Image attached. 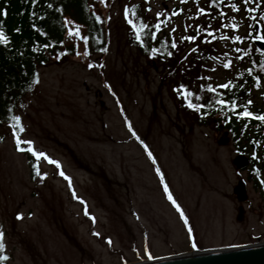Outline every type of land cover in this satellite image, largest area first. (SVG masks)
Wrapping results in <instances>:
<instances>
[{
  "label": "rangeland",
  "instance_id": "obj_1",
  "mask_svg": "<svg viewBox=\"0 0 264 264\" xmlns=\"http://www.w3.org/2000/svg\"><path fill=\"white\" fill-rule=\"evenodd\" d=\"M139 3L147 20L156 21L157 12L162 20L171 16L165 31L175 27L171 34L179 55L172 65L144 55L129 41L134 31L124 7L137 23L131 8ZM231 3L240 11L227 6L228 18L214 21L207 0H92L104 19L108 51L88 56L82 54L85 28L66 18L73 34L63 49L75 43L80 55L43 66L39 83L18 108L25 131L17 134L46 154L38 158L41 173H47L43 179L31 176L26 156L15 149L16 130L0 125V230L7 264H135L195 248L264 242V199L248 163H236L240 152L230 131L200 121L198 111L187 107L183 90L174 91L183 84L192 103L201 104L208 85L238 75L242 63L235 49L240 44L220 37L264 28L258 22L264 3L253 13L247 8L256 7L255 0L247 6L243 0ZM197 7L207 15H199ZM233 17L237 29L231 28ZM197 25L196 41H181L196 34ZM205 28L218 38L204 43ZM228 60L232 65L226 69ZM263 95L261 84L253 97L262 101ZM156 168L187 223L167 199ZM60 171L71 178V188Z\"/></svg>",
  "mask_w": 264,
  "mask_h": 264
},
{
  "label": "trees",
  "instance_id": "obj_2",
  "mask_svg": "<svg viewBox=\"0 0 264 264\" xmlns=\"http://www.w3.org/2000/svg\"><path fill=\"white\" fill-rule=\"evenodd\" d=\"M233 1L235 0H224L223 3L210 6V0H207L210 19L214 21L220 18L227 19L229 14L226 13V8ZM49 3L52 5L51 8L48 7ZM135 6L138 15L137 24L141 21L149 25L157 22L146 19L142 14L140 3ZM0 9L6 10L8 13L6 17H0V19L4 22L5 34L10 38L9 46L0 44V125L12 126L14 121L11 117L18 115L19 105L34 90L37 84L33 81L40 80V69L55 58L61 61L65 56L77 53V44L75 43L63 49L69 35L65 24L66 18H70L85 28L84 36L88 38L89 55L102 54L99 51L100 47H107L108 43L104 19L93 9L92 0H39L35 5L31 4L29 0H0ZM33 12H35V16L32 15ZM220 12H224L226 15L221 17ZM97 16L100 17L99 21L96 19ZM17 29L19 31H16ZM219 31L221 32L220 28ZM41 32L47 33V35H42ZM213 34L218 38L216 32ZM256 36H264V28H255L245 33L242 36L243 42H238L239 46L246 50L247 55L238 53V56H244L243 59H239L242 63L241 70L237 73L238 75L225 82L231 81L232 87L223 89L219 87V84L212 86L215 91L207 90L208 93L204 94L201 103L204 107L198 113L200 121L212 123L230 131L236 149L250 157L251 178L254 179V185L259 188L264 197V183H261L264 180V125L251 118H237L238 112L243 110V105L248 100L253 102L249 106L251 112L264 115V95L262 101L253 97V90L264 84V72L260 69V64L264 62V55H262L264 50L256 45ZM134 37L135 33L130 34L129 41L133 46L148 57L160 59L163 65H172V62L179 57L178 47L171 48L173 34L170 35L169 32H166L164 26L161 31L157 32L155 40H151L148 36H142V39L146 41L145 47H141ZM60 41L63 43L61 44ZM45 44L50 46L44 47ZM152 47L159 49L156 55L151 54ZM168 51H171L173 55L168 56ZM62 52L65 54L58 58ZM170 68L172 73V66ZM249 69H251V75H249ZM257 76L260 77L259 81L255 80ZM217 99L229 101V105L231 101H235L237 108L233 111L228 105L216 104ZM245 124L249 127L244 128ZM17 131L19 132L18 129ZM256 141L259 143H255ZM28 147L21 144L18 149L15 142V148L24 153L31 176L35 178L37 176L35 168L37 165L39 166V161L38 157L27 150ZM253 152L256 153V159L253 158ZM257 168L260 169L259 177L253 171ZM0 255L6 254L2 251ZM0 264H7V261H0Z\"/></svg>",
  "mask_w": 264,
  "mask_h": 264
},
{
  "label": "snow or ice",
  "instance_id": "obj_3",
  "mask_svg": "<svg viewBox=\"0 0 264 264\" xmlns=\"http://www.w3.org/2000/svg\"><path fill=\"white\" fill-rule=\"evenodd\" d=\"M29 2L31 4H33V5H35V4H38L39 0H29ZM101 2H103V0H101ZM180 2L182 4H186V3H188V0H180ZM196 2L198 3V0H196ZM223 2H224V0H210V6H215L217 3H223ZM252 2H253V0H243V4L245 6L249 5ZM255 2H256V7H248L247 8V11L249 13L257 12L258 9L260 8L261 3H264V0H255ZM48 7L51 8L52 5L49 3ZM228 7L234 12L238 13L240 11V7H239V5L237 3H231V4L228 5ZM196 11H197V13L199 15H207V10L204 7H197ZM7 15H8V13H7L6 10L0 9V17H6ZM32 15L35 16L36 15L35 12H33ZM171 15L172 16H176V15H179V13L178 12H173ZM219 15L221 17H224L226 14L224 12H220ZM131 16L132 17H136L137 16L136 6H132V8H131ZM161 16H162V13H160V12L156 13V21L157 22L155 24H153V25H149L148 23H145L143 21H141L139 24H137V23H135V21L132 18L129 17V6L125 5V7H124V17H125L127 23L129 25H131L132 30L135 33V37L134 38H135V40L138 42V44L141 47H145L146 46V41L144 39H142V36H148L151 40H155L157 38V32L161 31L162 26H167V24L170 22L171 16L167 20H162ZM96 19H97V21H99L100 17L97 16ZM108 19L110 20L111 17H109ZM232 20H233V22L231 23V28H233V29L239 28V24L235 22V17H233ZM258 22H264V11H259ZM65 24H67V20L66 19H65ZM221 26L222 27H227L228 25H221ZM33 27H35V25H33ZM149 29H155V30L154 31H146V30H149ZM16 31H19V29H17ZM68 31H69V35L73 34L72 29H69ZM175 31H176L175 27H172L169 34L171 35V33H174ZM203 31L207 33V35L203 37V42L204 43H210L211 42L209 40V37H212V39H216V37L214 36L213 32L208 31L207 28L203 29ZM200 32H201V28H200L199 25H197L196 34L188 35V36H181L180 39H181V41H188L189 43H192V42L196 41L197 35H199ZM41 34L42 35H47V33H44V32H41ZM80 34H81L80 33V29L77 28L75 30V35H80ZM82 39H83V42H84V51H83L82 54L84 56H88L89 55L88 47H87L88 46V38L86 36H84V37H82ZM220 39L225 40V41L229 40V39H232L234 41L243 42L244 38L239 36V35H235V36H231V37L228 36V35H224V36H221ZM256 39H264V36H256ZM60 43L62 44L63 41H60ZM0 44H2L4 46H9L10 45V38H9L8 35L5 34L4 22H3L2 19H0ZM49 46L50 45H48V44L44 45V47H49ZM177 47H178L177 41L175 39H173L171 41V48L172 49H176ZM33 50L35 51L36 49H33ZM197 50H198L197 48H191L190 49V51L193 52V53L197 52ZM99 51L102 52V53L103 52H107L108 48L102 46V47H100ZM158 51H159V49H157L155 47H152L150 49V52H151L152 55H156ZM235 51L237 53H244L245 55H247V52H246L245 49L237 47L235 49ZM64 54L65 53H63V52L60 53L58 55V58H59V56L64 55ZM77 54L80 55V53H77ZM167 55L168 56H172L173 53L171 51H168ZM262 55H264V53H262ZM243 58H244V56H237V59H243ZM185 59H187V57H185ZM231 65H232V61L228 60L227 62H225L223 64V67L227 69ZM96 66L97 65L88 64L89 68H93V67H96ZM99 67L103 68L104 65L101 64V65H99ZM260 69H261L262 72H264V62H262L260 64ZM213 71H215V69H213ZM248 72H249V75H251V69H249ZM208 79H210V77H208ZM255 80L259 81L260 77L259 76L255 77ZM33 83L38 84L39 80L36 79V80L33 81ZM219 87L223 88V89H230L232 87V82L229 81L227 83L221 84V85H219ZM181 90H183V94H184V97L186 99L188 108L194 109L196 111H199L201 108L204 107L203 104H194V103H192V101L190 99V97L192 96V93L187 90V86L181 84V85L178 86V88L174 89V91H176L177 93H180ZM207 90L209 92H214L215 91V89L212 87V85H208L207 86ZM197 99H199V97H197ZM215 103L219 104V105H228V106L231 107V109L233 111H235V109L237 108V104H236L235 101H231V103L229 105V101H226L224 99H217L215 101ZM252 103L253 102L251 100H248L247 103L245 105H243V110L238 112L237 118L238 119L239 118H251V119H254L256 121H259L261 125H264V115H262V114H254L253 112H251L249 110V106ZM21 107H23V105H21ZM11 119L14 121V123L12 125V128L13 129H18L20 133H23L25 131V128L21 124V119H22L21 116L14 115V116L11 117ZM243 127L247 128V127H249V125L245 124V125H243ZM128 128L132 132V135L135 136L137 139H139V137L136 135V133L134 131H132V125L130 123L128 124ZM13 137L16 140V144H17L18 149H19L21 143H24V144L29 145V146H31L33 144V142L30 141V140L22 141L20 136L15 131L13 132ZM255 143L258 144L259 141H256ZM144 147H145V150L148 152L149 158L152 160L153 164H155L156 161H155V158H154L152 152L148 151L147 145H144ZM27 150L29 152H32V154L34 156L38 157V158H41V157L47 158L45 153L36 151L32 147H28ZM253 158L254 159L257 158L255 152H253ZM49 162L50 163H55V164H57V167H59L58 162L51 161V160ZM35 171H36L37 176L40 177L41 179H43L47 175V173H41L38 165L36 166ZM253 171L258 177L260 176V169L257 168V169H254ZM156 173H157L158 176H160L161 183L163 184V190H164V192H165V194L167 196V199L169 201H171V203L176 207L177 211L180 212L181 217L184 218L185 223H187V218L184 217V213H183L180 205L174 199L173 194L171 193V191L169 189V186L166 183H164L163 173L161 172V170L159 168H156ZM59 174L62 177H64L65 180H67L69 182V188H71L72 187L71 178L67 177L63 171H60ZM261 183H264V180H262ZM73 197L76 198V199H79L78 197H76V194H75L74 190H73ZM80 202L82 204H85L84 213H85L86 216H88L89 213H88V210H87L86 203L83 200H80ZM21 218H22V214H18L17 215V219H21ZM91 219L93 220V222H95V217H91ZM93 234L94 235H99V233H93ZM4 237H5L4 231L0 230V252H2L5 249ZM108 243L111 244V240L110 239L108 240ZM195 246H196L195 243H193V247H195ZM149 258H151V257L149 256ZM8 260H9L8 256L0 255V261H8Z\"/></svg>",
  "mask_w": 264,
  "mask_h": 264
},
{
  "label": "water",
  "instance_id": "obj_4",
  "mask_svg": "<svg viewBox=\"0 0 264 264\" xmlns=\"http://www.w3.org/2000/svg\"><path fill=\"white\" fill-rule=\"evenodd\" d=\"M264 46L263 41H259ZM239 166H244L247 159H236ZM243 190V187H241ZM135 264H264V242L213 249L197 250L167 258L143 261Z\"/></svg>",
  "mask_w": 264,
  "mask_h": 264
}]
</instances>
